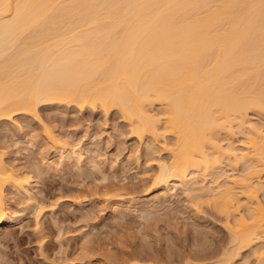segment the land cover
I'll list each match as a JSON object with an SVG mask.
<instances>
[{
  "label": "bare ground",
  "instance_id": "bare-ground-1",
  "mask_svg": "<svg viewBox=\"0 0 264 264\" xmlns=\"http://www.w3.org/2000/svg\"><path fill=\"white\" fill-rule=\"evenodd\" d=\"M17 3L30 7L13 19ZM253 3L0 0V121L25 114L42 123L39 109L49 104L117 110L139 143L148 139L145 158L157 167L141 201L115 200L111 210L150 213L183 193L223 215L230 237L211 260L186 255L183 264H248L243 250L264 264V49L259 9L240 7ZM42 124L57 164L82 160L77 141ZM1 145L0 226L22 215L10 192L34 205L36 175L6 161ZM157 150L168 158L156 160ZM116 193L109 196L123 198Z\"/></svg>",
  "mask_w": 264,
  "mask_h": 264
},
{
  "label": "rangeland",
  "instance_id": "rangeland-1",
  "mask_svg": "<svg viewBox=\"0 0 264 264\" xmlns=\"http://www.w3.org/2000/svg\"><path fill=\"white\" fill-rule=\"evenodd\" d=\"M39 114L41 122L55 133L78 142L82 160L57 164L59 158L45 144L43 124L38 119L15 114L12 120L0 121V139L6 145L0 141L6 150L3 158H15L12 164L21 170L34 169L36 174L34 205L7 191L9 202L25 203H10L19 211L16 215H22L0 226V258L11 264H126L134 258L143 264H183L186 255L195 262L216 257L229 242L223 215L210 204L195 205L196 201L183 193L159 203L150 213L111 210L115 200L136 199L148 193L157 167V161L146 155L148 139L139 143L117 110L105 114L99 109L82 111L72 105L49 104L41 106ZM250 115L258 119L257 114ZM170 137L167 140L171 141ZM239 137L234 135L235 140ZM157 151L160 153L154 151L151 157L169 156ZM116 192L125 198L119 194L110 197ZM37 222L40 232L34 230ZM40 234L45 235L42 238ZM246 251L240 254L241 259L249 257L248 264L256 262L253 255L249 256L251 251Z\"/></svg>",
  "mask_w": 264,
  "mask_h": 264
},
{
  "label": "snow or ice",
  "instance_id": "snow-or-ice-1",
  "mask_svg": "<svg viewBox=\"0 0 264 264\" xmlns=\"http://www.w3.org/2000/svg\"><path fill=\"white\" fill-rule=\"evenodd\" d=\"M0 7H2V5H0ZM30 7V5L28 4H20L17 3L15 5V17H13V19L19 17L21 9L22 8H28ZM240 7H245V8H258L259 12H260V21H261V40H262V49H264V0H259L258 4H244V5H240ZM8 9H9V15H12V11H13V6L11 4L8 5ZM0 264H11L10 261H8L7 259H3L0 258ZM189 264H191V262H189Z\"/></svg>",
  "mask_w": 264,
  "mask_h": 264
}]
</instances>
